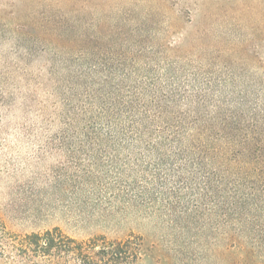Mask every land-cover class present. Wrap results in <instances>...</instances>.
I'll return each mask as SVG.
<instances>
[{
    "label": "rangeland",
    "instance_id": "rangeland-1",
    "mask_svg": "<svg viewBox=\"0 0 264 264\" xmlns=\"http://www.w3.org/2000/svg\"><path fill=\"white\" fill-rule=\"evenodd\" d=\"M140 45L175 49L242 87L264 84V0H0V264H51L13 245L54 229L130 243L126 264H264V231L223 225L212 204L125 211L88 173L100 148L61 136L73 67L134 58ZM99 251L95 263L110 264Z\"/></svg>",
    "mask_w": 264,
    "mask_h": 264
},
{
    "label": "trees",
    "instance_id": "trees-1",
    "mask_svg": "<svg viewBox=\"0 0 264 264\" xmlns=\"http://www.w3.org/2000/svg\"><path fill=\"white\" fill-rule=\"evenodd\" d=\"M136 48L134 58L73 67L61 136L100 148L88 173L100 172L110 201L125 211L168 214L205 202L223 225L264 231L256 225L264 226V84L206 74L165 45ZM129 245L79 243L54 229L13 247L51 264H97L89 252L99 247L102 262L126 264L136 257Z\"/></svg>",
    "mask_w": 264,
    "mask_h": 264
}]
</instances>
